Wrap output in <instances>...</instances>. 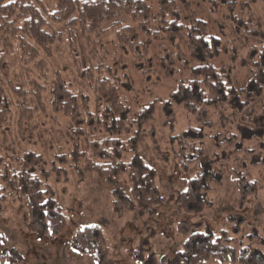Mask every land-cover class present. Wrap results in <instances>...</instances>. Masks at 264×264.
<instances>
[{
    "label": "trees",
    "instance_id": "1",
    "mask_svg": "<svg viewBox=\"0 0 264 264\" xmlns=\"http://www.w3.org/2000/svg\"><path fill=\"white\" fill-rule=\"evenodd\" d=\"M52 1L55 6L53 12L48 11L40 0H0V82L2 77L7 76L5 57L15 46L21 61L33 62L38 70H45L43 56L50 58L52 45L60 40V34L54 31L53 24H64L69 29L73 61L78 58L75 36L72 35L75 28L85 38L88 34L95 35L99 39L95 42L96 45H102L101 37L117 30L121 40L124 38L131 49L134 43L137 44L132 52H141L140 57L146 58L145 64L149 67L152 64L147 56L148 47L152 42L160 41L173 49V53L169 55L163 48L167 53L163 61L166 76L175 66L176 59L185 58L184 55L195 63L189 69L188 76L178 83L170 98L162 102L166 124H172L174 120V105H182L201 121L207 119L210 109H214L221 130L212 136L213 162L224 164L231 172L239 193L240 208L248 198L256 195L261 184L255 180L251 171L258 168L264 170V158L244 145L249 139L245 137V132L254 129L243 126L237 136L225 128L231 121L246 117L247 121L250 119L248 123L258 127L256 132H251V138L257 133L264 135V106L258 116L250 115L252 103L264 95V29L253 7L256 2L264 7V0H201L208 4L212 12H217L222 6L228 12L236 13L233 18L235 29L262 43L259 47L251 46L247 60L239 63L240 67H249L251 73L244 89L234 87L227 69H216L208 63L217 58L225 48L209 32L207 24L198 19L187 0ZM152 6L157 9L156 14H153ZM107 24H110L109 27H106ZM135 28H139L144 35L143 42H138ZM182 45L185 46L184 51L181 49ZM94 51V47H91L90 52ZM183 66L188 67L186 60ZM78 74L80 80L90 86L93 110L89 108L88 97L82 93L73 94L59 74L54 80L51 103L54 113L63 115L71 122V129L67 134L73 168L80 179L88 172L105 179L112 188L111 209L116 217L120 218L130 212L151 215L155 207L164 203V198L156 185V171L136 152L144 140L142 128L153 118L154 105L135 113L132 111L121 97L122 91L131 90V85L122 72L113 71L109 67L103 69L88 66L85 69L78 68ZM143 74L148 72L143 71ZM11 88L16 98L21 125L32 114L30 98L35 102L34 108L40 106L43 109V87L33 82L29 92L23 88ZM2 99L0 84L1 117L8 111V102L2 104ZM206 124L209 125V122ZM122 136H126L127 140L123 141ZM170 145L176 152L182 169L198 165L197 173L187 181L186 188L178 194L176 201L183 213L200 214L211 204L208 196L211 185L221 183L220 176L213 172L209 163L203 162L204 136L201 131L192 129L173 137ZM174 145L177 146L176 149ZM157 147L158 144L154 143V149ZM129 152L134 155L126 163L123 156ZM65 164L66 156L55 157L51 172L57 181L67 180ZM48 172L39 154L28 152L21 158L14 155L8 158L0 156V216L2 205L8 197L23 200L27 229L38 237H56L65 227L61 206L53 198L52 186L46 182ZM124 177L129 194L118 186ZM197 228L198 226L193 227L187 222L179 224L178 231L187 236V239L171 259V264H200L210 259L229 264H264L262 257L248 249L237 252L227 237L213 239L211 234L199 232ZM238 230L237 226L234 232L237 233ZM69 245L76 253L92 256L95 264H115L110 258L107 240L99 225L79 229ZM142 252L139 249L141 256ZM19 259L21 257L17 255V260Z\"/></svg>",
    "mask_w": 264,
    "mask_h": 264
},
{
    "label": "rangeland",
    "instance_id": "2",
    "mask_svg": "<svg viewBox=\"0 0 264 264\" xmlns=\"http://www.w3.org/2000/svg\"><path fill=\"white\" fill-rule=\"evenodd\" d=\"M40 1L48 11H54L52 0ZM187 1L198 19L207 24L209 32L218 38L225 48L217 58L208 63L216 69H227L234 87L244 89L251 78V73L249 67H240L239 63L247 60L251 46L259 47L262 43L235 29L233 18L236 13L232 14L222 6L217 12H212L208 4L201 0ZM253 7L264 29V7L260 2L253 4ZM156 12L157 9L153 7V14ZM52 26L54 31L60 34V40L52 45L50 58L43 56L45 70H38L33 62L21 61L15 45L5 57L8 71L0 84L4 98L1 102L2 104L8 102V111L3 117L0 115V156L8 158L14 155L21 158L28 152L42 156L46 171H50L46 176V182L52 186L53 198L61 206L65 227L56 237L50 235L38 237L31 234L27 229L24 201L8 197L2 205L0 216V264H95L92 256L76 253L69 245L74 234L89 225H99L102 228L110 258L115 264H171V259L181 250L183 242L187 239V236L178 231V226L182 222H187L193 227L198 226L199 232L211 234L213 239L227 237L237 252L248 249L264 259V170L258 168L251 171L255 180L260 182L261 188L240 208L239 193L231 172L223 166L224 164L213 162L212 136L221 130L214 109H210L207 119L201 121L182 105H174L172 124L165 122L162 102L170 98L178 83L188 76L189 69L195 63L184 55L185 58L176 59L175 66L166 76L163 61L167 53L164 49L168 54L173 53V49H169L168 45L160 41H154L149 45L147 56L152 64L149 67L147 63L145 64L146 58L140 57L141 52H132L137 44L134 43L131 49L124 38L121 40L117 30L108 32L106 36L100 38L102 45H96L95 42L99 39L95 35L88 34L85 38L75 28L72 35L75 36V48L78 51L76 63L70 49L69 29L64 24ZM135 32L138 42H143L144 35L140 29L135 28ZM91 47L95 49L93 54L90 52ZM181 49L184 51L185 46L182 45ZM185 60L188 63L187 68L183 66ZM88 66L93 68L99 66L103 69L109 67L127 77L131 90L122 91L121 97L134 113L151 104L154 105L153 118L143 126L144 140L136 152L156 171V185L164 198V203L155 207L151 215L130 212L120 218L116 217L111 209L112 188L107 185L105 179L93 172L85 173L80 179L73 168L70 157L71 145L67 134L71 129V122L51 109L53 84L56 75L59 74L73 94L82 93L88 97L89 108L92 111L93 97L90 86L84 84L78 74V68L85 69ZM143 71H147L148 74L144 75ZM33 82L43 87V109L40 106L34 108L35 102L30 98L32 114L20 125L16 98L11 87L23 88L29 92ZM263 106L264 95L252 103L253 110L250 115L258 116ZM248 121L246 117L238 118L231 121L225 129L237 136L240 135L243 126L256 132L258 127ZM206 122H209V125ZM192 129L201 131L204 136V164L209 163L213 172L221 178L219 185H211L208 194L210 206L197 215L183 213L176 199L186 188L187 181L197 173L198 165L193 164L186 170L182 169L176 152L170 145L173 137ZM254 131H251L252 134ZM251 132H245V137L249 139L244 145L264 158V135L257 133L251 138ZM122 140L126 141L127 137L122 136ZM154 143L158 144L157 149H154ZM62 155L67 158V164L64 165L67 180L57 181L51 167L55 157ZM133 155L131 152L124 154V162H129ZM118 186L129 194L126 177ZM239 222L241 223L238 224ZM237 226L239 230L235 233ZM139 249L143 251L142 256L138 253ZM17 255L21 259L17 260ZM200 264L229 263L210 259Z\"/></svg>",
    "mask_w": 264,
    "mask_h": 264
}]
</instances>
